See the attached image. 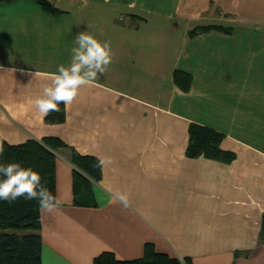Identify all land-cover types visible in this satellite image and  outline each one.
<instances>
[{"label":"crops","instance_id":"1","mask_svg":"<svg viewBox=\"0 0 264 264\" xmlns=\"http://www.w3.org/2000/svg\"><path fill=\"white\" fill-rule=\"evenodd\" d=\"M49 1L0 2V143L67 145L55 150L63 203L39 209L41 264L139 258L145 243L185 264H264V0ZM85 31L110 41L112 63L46 123L34 100ZM174 70L190 74L187 90ZM192 122L234 158L188 157ZM71 149L110 161L91 205L74 203Z\"/></svg>","mask_w":264,"mask_h":264},{"label":"trees","instance_id":"2","mask_svg":"<svg viewBox=\"0 0 264 264\" xmlns=\"http://www.w3.org/2000/svg\"><path fill=\"white\" fill-rule=\"evenodd\" d=\"M13 0H0L12 2ZM44 9L51 10L49 0H35ZM198 27L192 33L209 29ZM223 29L222 27H216ZM174 82L187 90L191 76L185 71L174 70ZM65 119V106L61 102L60 111H52L44 116L50 124L62 123ZM188 145L186 155L192 158H210L229 162L234 153L220 147L222 133L209 126L190 123L188 127ZM4 152L0 153V163L19 161L27 167L38 171L42 183L55 193V150L66 147V143L57 136H45L41 139L29 138L24 142L11 144L3 142ZM72 190L74 203L87 206L94 203L92 199V182L101 178L100 160L93 155L81 154L71 149ZM39 204L36 200L0 201V264H41V236ZM261 239H264V211L261 221ZM93 264H185L177 257L155 250L153 244L145 243L143 254L139 258L121 260L113 252L103 251L93 259Z\"/></svg>","mask_w":264,"mask_h":264},{"label":"clouds","instance_id":"3","mask_svg":"<svg viewBox=\"0 0 264 264\" xmlns=\"http://www.w3.org/2000/svg\"><path fill=\"white\" fill-rule=\"evenodd\" d=\"M75 45L71 49L70 63L67 66H57L56 72L51 76V84L44 86L42 94L34 100L41 116L60 111L61 102L71 105L81 88L94 82L112 63L114 52L108 40L100 41L85 31L77 34ZM3 152L4 145L0 143V153ZM109 162L102 159L100 166L103 167ZM107 191L103 190L101 196ZM112 196L125 208L129 207L130 201L126 193L115 192ZM20 197L38 201L39 208L46 213L58 210L63 203L45 187L41 174L32 167L19 161L0 163V201H15Z\"/></svg>","mask_w":264,"mask_h":264}]
</instances>
